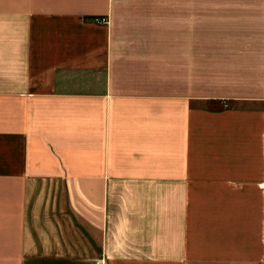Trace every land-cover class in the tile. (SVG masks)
<instances>
[{
    "label": "crops",
    "instance_id": "0c3cea01",
    "mask_svg": "<svg viewBox=\"0 0 264 264\" xmlns=\"http://www.w3.org/2000/svg\"><path fill=\"white\" fill-rule=\"evenodd\" d=\"M0 264H264V0H0Z\"/></svg>",
    "mask_w": 264,
    "mask_h": 264
},
{
    "label": "built area",
    "instance_id": "2783aa9c",
    "mask_svg": "<svg viewBox=\"0 0 264 264\" xmlns=\"http://www.w3.org/2000/svg\"><path fill=\"white\" fill-rule=\"evenodd\" d=\"M102 21H104V19H101Z\"/></svg>",
    "mask_w": 264,
    "mask_h": 264
}]
</instances>
